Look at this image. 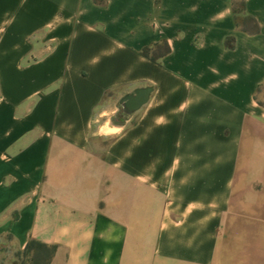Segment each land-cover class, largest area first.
Listing matches in <instances>:
<instances>
[{"label":"crops","instance_id":"crops-1","mask_svg":"<svg viewBox=\"0 0 264 264\" xmlns=\"http://www.w3.org/2000/svg\"><path fill=\"white\" fill-rule=\"evenodd\" d=\"M233 1L0 0V242L56 245L50 264H264V0L238 15L259 33Z\"/></svg>","mask_w":264,"mask_h":264},{"label":"trees","instance_id":"trees-1","mask_svg":"<svg viewBox=\"0 0 264 264\" xmlns=\"http://www.w3.org/2000/svg\"><path fill=\"white\" fill-rule=\"evenodd\" d=\"M96 2H101V0H96ZM244 8V0L233 1L232 9L238 19V26L246 32L259 33L260 27L254 17L243 15V17L240 18L238 16L244 11ZM226 45L231 48L234 47V38H227ZM170 52L171 48L166 40H162L161 42L155 43L151 46H146L141 50L142 55L153 62H159L161 58L168 55ZM56 249V245L46 244L41 241L31 239L27 243L25 249L21 250L18 255H22L25 258L24 264H50L56 253Z\"/></svg>","mask_w":264,"mask_h":264},{"label":"rangeland","instance_id":"rangeland-1","mask_svg":"<svg viewBox=\"0 0 264 264\" xmlns=\"http://www.w3.org/2000/svg\"><path fill=\"white\" fill-rule=\"evenodd\" d=\"M258 98L262 103H264V89L259 91ZM112 99L114 98H109V96H107L104 105H107L110 101H112ZM128 118L129 117H127V115L122 111V108L119 105V111L114 116L113 121L118 123L121 119H123V123L128 126L135 120L134 118L128 120ZM106 143L107 142L103 140L98 142L100 147H103V145H105ZM20 251L21 250H17L16 248H14L8 241L0 242V264H24L25 258L22 255H18Z\"/></svg>","mask_w":264,"mask_h":264},{"label":"water","instance_id":"water-1","mask_svg":"<svg viewBox=\"0 0 264 264\" xmlns=\"http://www.w3.org/2000/svg\"><path fill=\"white\" fill-rule=\"evenodd\" d=\"M152 92L153 88L146 86L137 88L132 93L126 94L120 100L122 111L128 116L134 114L148 103Z\"/></svg>","mask_w":264,"mask_h":264}]
</instances>
